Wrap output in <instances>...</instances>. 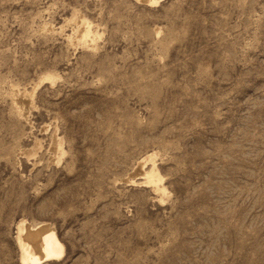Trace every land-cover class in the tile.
Listing matches in <instances>:
<instances>
[{"label": "rangeland", "instance_id": "rangeland-1", "mask_svg": "<svg viewBox=\"0 0 264 264\" xmlns=\"http://www.w3.org/2000/svg\"><path fill=\"white\" fill-rule=\"evenodd\" d=\"M19 222L40 264H264V0H0V264Z\"/></svg>", "mask_w": 264, "mask_h": 264}, {"label": "bare ground", "instance_id": "bare-ground-1", "mask_svg": "<svg viewBox=\"0 0 264 264\" xmlns=\"http://www.w3.org/2000/svg\"><path fill=\"white\" fill-rule=\"evenodd\" d=\"M141 1L150 3L154 0ZM72 20L76 23L78 27L77 38L83 44H86L91 35V31L87 27V22L81 17H73ZM55 79L56 77L52 75H44L40 79V83L53 82ZM33 92L34 89L31 93V96L33 95ZM11 95L15 100L16 104L18 103V105L25 104L30 101V95L28 96L25 92L20 94L18 91L14 90L11 92ZM17 115L19 116V114ZM50 148L55 152V154L58 153V140L53 139ZM53 160H56V157H54ZM147 163H150L151 166L150 168L145 169ZM131 172L132 173L130 176L141 179V182L145 185L151 186L154 192L163 193V190L161 188L162 178L156 170L154 164V155H146L139 159ZM15 241L19 250L20 260L23 264H40L42 262H45V260L48 261V259H55L56 257L61 256L63 253V246L59 242L54 228L46 223L30 224L27 222H19L16 227Z\"/></svg>", "mask_w": 264, "mask_h": 264}]
</instances>
